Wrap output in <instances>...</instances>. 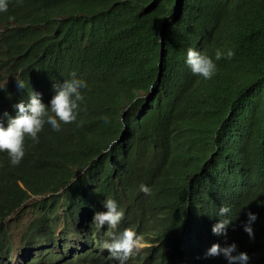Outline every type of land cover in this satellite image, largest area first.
<instances>
[{"label":"trees","instance_id":"1","mask_svg":"<svg viewBox=\"0 0 264 264\" xmlns=\"http://www.w3.org/2000/svg\"><path fill=\"white\" fill-rule=\"evenodd\" d=\"M48 1L49 14L63 20L44 17L8 36L0 73L47 71L59 80L75 73L88 77V89L76 122L28 145L25 162L41 156L35 164L0 175V255L10 245L5 220L29 199L21 184L50 194L31 204L22 243L51 245L50 221L60 207L92 209L102 197L134 192L158 126L170 129L161 156L173 180L150 210L164 216L171 264L185 259L172 253L183 256L182 231L190 235L217 216L228 184L245 193L264 235V0ZM189 48L234 52L199 93L189 91L182 71ZM10 95L0 90V110ZM250 170L258 184L241 186L236 178ZM262 260L264 244L249 264Z\"/></svg>","mask_w":264,"mask_h":264},{"label":"clouds","instance_id":"2","mask_svg":"<svg viewBox=\"0 0 264 264\" xmlns=\"http://www.w3.org/2000/svg\"><path fill=\"white\" fill-rule=\"evenodd\" d=\"M49 10L48 0H0V51L8 49L5 46L8 36L44 17L63 20L50 15ZM233 56L230 48H217L209 53L189 48L182 70L189 91L202 92L216 78L219 60ZM1 89L10 90L11 95L0 110V175L35 164L41 156L25 162L28 145L38 143L42 134L51 139L54 133L77 121L80 103L88 89V77L72 73L69 78L59 80L45 71L24 78L22 73L9 76L2 71ZM101 119L108 123L106 116ZM126 131L124 123L119 140ZM169 135L168 126L156 128L152 143L143 153L145 157L133 193H112L102 197L92 209L60 207L50 221L49 233L55 240L51 245L42 240L25 246L22 237L27 226L20 246L12 243L9 217L24 204L50 196L34 193L21 184L29 199L5 220L11 246L4 248L0 264H171L162 246L164 216L150 210L151 206L164 202L170 192L173 166L161 156ZM236 179L241 186H256L259 182L252 170L243 171ZM218 199L217 216L206 219L190 235L182 231L180 246L184 253L181 256L173 251L176 261L185 258L183 264H249L257 246L264 244L263 233L254 227L258 217L244 192L237 193L228 184ZM258 264H264V260Z\"/></svg>","mask_w":264,"mask_h":264},{"label":"rangeland","instance_id":"3","mask_svg":"<svg viewBox=\"0 0 264 264\" xmlns=\"http://www.w3.org/2000/svg\"><path fill=\"white\" fill-rule=\"evenodd\" d=\"M34 219V207L31 205V201L24 204L18 213L9 217L8 219V231L15 247L20 246L21 237L25 230V227L30 221ZM17 249V248H15Z\"/></svg>","mask_w":264,"mask_h":264}]
</instances>
